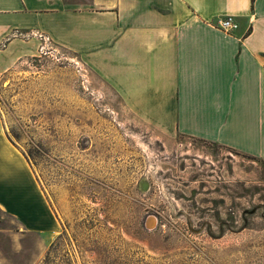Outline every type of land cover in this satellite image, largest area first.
<instances>
[{
	"label": "rangeland",
	"instance_id": "1",
	"mask_svg": "<svg viewBox=\"0 0 264 264\" xmlns=\"http://www.w3.org/2000/svg\"><path fill=\"white\" fill-rule=\"evenodd\" d=\"M6 68L2 125L59 226L25 231L0 209V264H264L262 159L163 136L52 44Z\"/></svg>",
	"mask_w": 264,
	"mask_h": 264
},
{
	"label": "crops",
	"instance_id": "2",
	"mask_svg": "<svg viewBox=\"0 0 264 264\" xmlns=\"http://www.w3.org/2000/svg\"><path fill=\"white\" fill-rule=\"evenodd\" d=\"M233 18L239 29L219 24ZM43 37L100 78L166 137L264 161V0H0V73ZM0 209L25 231L59 221L0 119Z\"/></svg>",
	"mask_w": 264,
	"mask_h": 264
},
{
	"label": "built area",
	"instance_id": "3",
	"mask_svg": "<svg viewBox=\"0 0 264 264\" xmlns=\"http://www.w3.org/2000/svg\"><path fill=\"white\" fill-rule=\"evenodd\" d=\"M220 28L227 32H233L239 29V24L233 20V18H226L219 24ZM50 41L48 38L43 37L42 44L39 48L40 52L45 51L49 47Z\"/></svg>",
	"mask_w": 264,
	"mask_h": 264
},
{
	"label": "bare ground",
	"instance_id": "4",
	"mask_svg": "<svg viewBox=\"0 0 264 264\" xmlns=\"http://www.w3.org/2000/svg\"><path fill=\"white\" fill-rule=\"evenodd\" d=\"M158 224V219L156 217H151L150 220L148 221V226L150 228L155 227Z\"/></svg>",
	"mask_w": 264,
	"mask_h": 264
},
{
	"label": "water",
	"instance_id": "5",
	"mask_svg": "<svg viewBox=\"0 0 264 264\" xmlns=\"http://www.w3.org/2000/svg\"><path fill=\"white\" fill-rule=\"evenodd\" d=\"M151 217H153V216H151ZM151 217L148 218L147 223H146V227H147V229H149V230H152V229H154V228L156 227V226H155V227H153V228H150V227L148 226V221L150 220Z\"/></svg>",
	"mask_w": 264,
	"mask_h": 264
},
{
	"label": "trees",
	"instance_id": "6",
	"mask_svg": "<svg viewBox=\"0 0 264 264\" xmlns=\"http://www.w3.org/2000/svg\"><path fill=\"white\" fill-rule=\"evenodd\" d=\"M254 1V0H253ZM10 140V139H9ZM11 141V140H10ZM12 142V141H11ZM13 143V142H12ZM14 144V143H13ZM26 157V159L28 160V162H29V159L27 158V156H25Z\"/></svg>",
	"mask_w": 264,
	"mask_h": 264
}]
</instances>
